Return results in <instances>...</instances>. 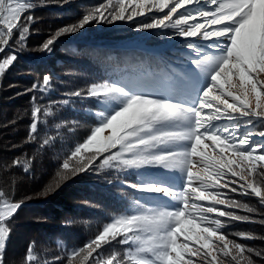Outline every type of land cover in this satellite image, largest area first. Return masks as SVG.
I'll return each mask as SVG.
<instances>
[{"label": "snow or ice", "instance_id": "snow-or-ice-1", "mask_svg": "<svg viewBox=\"0 0 264 264\" xmlns=\"http://www.w3.org/2000/svg\"><path fill=\"white\" fill-rule=\"evenodd\" d=\"M43 3L0 0V78L17 61L18 49L26 47L32 10ZM148 14L150 22H137V29H171L186 38L191 67L174 71L179 86L170 94L128 80L93 82L66 94L94 99L100 110L93 113L89 134L62 161L55 187L69 176L111 169L135 173L136 182L123 183L141 193L130 209L70 250L67 264H256L253 255L264 259V250L230 239L222 229L227 221L264 224L252 215L264 213L228 195L255 197L264 208V0H105L57 29L41 50L51 53L62 36L93 22H135ZM52 89V76L44 75L27 91ZM69 103L42 105L33 95L28 140L38 138L40 125L55 116L57 106ZM61 127L56 124V135H46L40 148L54 142ZM12 166L27 172L30 161L16 158ZM170 175L180 182L172 183ZM53 190L50 185L45 194ZM23 203L0 189V264H5L8 222ZM34 245L25 264H40ZM114 245L126 247L118 251ZM106 248L112 250L105 254ZM43 264L64 261L56 257Z\"/></svg>", "mask_w": 264, "mask_h": 264}, {"label": "trees", "instance_id": "trees-1", "mask_svg": "<svg viewBox=\"0 0 264 264\" xmlns=\"http://www.w3.org/2000/svg\"><path fill=\"white\" fill-rule=\"evenodd\" d=\"M36 2L39 3V0ZM77 2L44 0L42 6L32 10L31 14L35 20L30 29L27 45L23 50L13 45L20 51L21 56H18L13 66L0 78V177L7 181L13 192L7 194L8 197L13 201H24L22 207L8 222L12 240L5 250V264H25L27 249L33 242L40 264L45 260L53 261L56 257L63 258L64 264H67V253L70 250L82 247L113 215L122 213L128 207L126 201L120 200L121 196H117L128 194L123 191L125 185L116 191L106 190L108 184L106 181L110 179L107 170L69 176L55 187L62 161L71 151L66 149L75 147L80 142H73L60 136V129L55 143L40 148V140L48 132L55 133L57 121H53L51 117L47 124L40 125L38 138L29 141L32 97L35 95L40 104L48 105L53 103V92L27 90L42 80L44 75H48L56 60L61 57L79 61L81 70L93 73L90 78L95 79L93 81L128 80L138 82L146 90L159 94H170L179 86V79L172 75L174 71L184 72L191 67L188 63L191 52L189 49L184 50L187 48L186 45H179L170 50H139L124 44L121 40L127 33L136 29V23L141 21L136 19L135 22L112 23L111 40L104 36L97 37L98 34L94 35V28L88 32H83L82 29L77 33L62 36L51 53L42 51L43 42L51 34L65 25L78 21L82 7L90 10L105 3V0ZM74 43L79 44L82 50H74L72 48ZM61 111V108L57 110L54 117ZM66 120L68 119H64ZM89 130L88 126L80 127L79 135L82 141L89 134ZM16 158L30 161L27 172L22 166L10 167ZM50 185L54 186V190L45 194ZM0 189L6 193L9 191L1 185ZM231 197L259 209V213H264V208L255 197H241L235 193H232ZM130 198L128 197L127 201ZM136 198L139 199V196ZM236 211L239 215L249 214L244 210ZM252 215L257 221L264 219V215ZM222 231L229 235L230 239H238V242L245 243L250 248L264 250V239H261L264 237V224L227 221ZM239 232L253 234L257 238L239 239L234 235ZM114 247L118 251H123L126 246ZM111 250L106 248L105 254ZM253 259L256 264H264L261 257L253 255Z\"/></svg>", "mask_w": 264, "mask_h": 264}, {"label": "rangeland", "instance_id": "rangeland-1", "mask_svg": "<svg viewBox=\"0 0 264 264\" xmlns=\"http://www.w3.org/2000/svg\"><path fill=\"white\" fill-rule=\"evenodd\" d=\"M77 1H78L77 3H79V2H83L84 0H77ZM87 11L88 9H86L85 6L82 7L81 8L82 13L79 14V19ZM150 15L151 14H148L147 16L137 17L136 20L137 21L141 20L140 22H145V23L150 22V18H149ZM110 26H112V23L109 24V23L93 22L87 25L83 29V32H88L92 28H94V31H93L94 35L98 34L96 35L97 37L104 36L107 40H111L113 35H111L110 33L113 31L110 29ZM173 31L174 30H171V29L139 30L136 28V29H133V31L127 33L126 37L122 39L121 41L129 47L139 49V50H148V49L150 50H155V49L170 50L179 45H186L187 39L183 37H179V36H174ZM189 39L196 40L198 43H204L202 40H199V38H189ZM72 46H73L72 48L76 51L82 50L81 48H79V44L77 43L72 44ZM53 50H55V48H53ZM184 50H188V48ZM0 55H3V54H0ZM18 56H21V53L19 50H18ZM71 60L72 59H65L64 57L57 59L52 68L53 71L51 69L50 73L48 74L52 76L53 78V89L51 90V92H53L52 101L58 102L64 99H70L69 104L59 105L55 108L54 110L55 114L57 110H59L60 108L62 109V111L58 113L56 117L54 118L51 117V119L53 121H57L56 124H62L60 136L64 137L65 139H70L73 142H81L82 140L80 139V135H79L80 127L88 126L89 128H91L95 125L96 119L93 113L100 110V106L96 104L94 99H81L77 97L69 98L66 94L71 93L78 89L87 88L93 82L104 81V80L101 79V80L93 81L95 79H90L93 75L91 71L81 70L82 66L81 67L79 66V61H75V60L71 61ZM148 91H152V90H148ZM252 102L253 103L255 102L254 99ZM64 119H68L66 120V122H68L66 125L63 124V122H65ZM73 121H75L76 123L72 124L71 122ZM54 134H56V132L55 133L48 132L46 135L54 136ZM255 138L258 140L260 139L259 137H255ZM43 139H41L40 142H42ZM68 149L72 151L74 147H69L66 150ZM206 151H210V149H206ZM105 170L109 171V176H110V179L106 181V183H108L106 185V190L116 191L119 187L125 185L123 183L125 180L127 182L134 183L139 179V177L135 173H132V172L118 174L111 169H105ZM2 178L0 177V185L2 186V188L9 190L8 193L6 194H13L10 186H8L7 184V181H3ZM169 179L172 183L178 184L180 182L176 175H170ZM123 191L128 194L127 195L119 194L117 196L118 197L121 196L120 200H124L126 201V204H128L127 209L123 211V212H126L128 209L132 207V201L137 199L136 196H139L140 198L141 193L135 192L132 189L127 188V187H125ZM224 191L227 192V190H224ZM129 194H131L132 196H129ZM231 194L232 193H228L229 196H231ZM128 197H131L129 201H127ZM241 197H245V196H241ZM11 240H12V232L10 230V234L6 240L5 250L10 245ZM4 255H5V251H4Z\"/></svg>", "mask_w": 264, "mask_h": 264}]
</instances>
